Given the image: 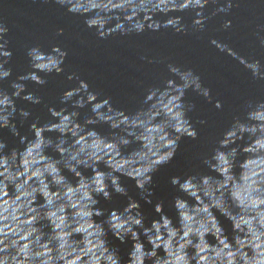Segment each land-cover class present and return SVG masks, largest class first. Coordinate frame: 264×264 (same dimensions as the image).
<instances>
[{
    "label": "clouds",
    "instance_id": "1",
    "mask_svg": "<svg viewBox=\"0 0 264 264\" xmlns=\"http://www.w3.org/2000/svg\"><path fill=\"white\" fill-rule=\"evenodd\" d=\"M52 2L83 17L85 27L94 29L99 40L162 29L187 34L183 17L172 14L189 11L195 14L192 28L204 32L207 20L229 14L234 6L232 0ZM209 5L215 10L205 16ZM231 27L230 20L222 25L224 30ZM8 33L0 22V82L12 74L5 67L12 58ZM259 33H264V26L257 33L264 49V35ZM210 44L254 80L264 81L260 60H249L216 39ZM26 55L31 71L10 84L11 93L0 88V130L19 137V146L11 149L0 139V264H264V101H248L243 115L234 117L211 151L202 155L206 171L197 166L171 178L177 194L168 207L174 216L165 213L160 201L154 207L159 218L146 224L140 203L128 196L121 177L134 181L140 198L151 204L153 174L172 161L182 137L198 136L187 115L195 106L185 102L186 93L193 91L211 102L210 89L191 68L170 63L173 79L149 88L141 106L126 113L109 99H100L73 73L67 79L78 85L60 97L66 106L49 108L51 121L32 123L29 138L20 135L15 121L19 117L23 125L31 113L18 110L16 100L41 104L31 92L22 95L24 82L43 86L45 77L63 73L67 52L36 45ZM85 108L89 114L81 121L79 110ZM215 108H222L219 101ZM104 125L110 129L107 135L96 130ZM113 194L128 197L127 205L99 206L101 199L111 202ZM110 235L121 244L131 243L126 258L111 245Z\"/></svg>",
    "mask_w": 264,
    "mask_h": 264
},
{
    "label": "water",
    "instance_id": "2",
    "mask_svg": "<svg viewBox=\"0 0 264 264\" xmlns=\"http://www.w3.org/2000/svg\"><path fill=\"white\" fill-rule=\"evenodd\" d=\"M220 2L223 4L224 0ZM232 2V11L207 20L204 32L192 28L195 14L189 11L172 14L183 17L182 23L188 27L187 34L162 29L158 33L145 32L141 35L99 40L94 29L85 27L83 17L73 16L52 0L48 3L42 0H0V22L9 28L6 39L9 40V50L12 52V58L5 66L11 68L12 74L0 82V88L11 93L13 90L10 84L31 71L26 55L28 48L39 45L45 51H50L53 46H58L67 52L62 65L63 73L45 77L47 83L43 86L24 82L26 91L22 95L31 92L39 96L42 102L33 105L22 99L16 100L18 110L23 108L31 113L23 125L17 117L15 123L20 135L31 138L29 128L32 123L43 125L52 119L49 108L60 110L66 106L60 103V97L78 85L77 81L67 79L70 74L75 73L87 82L90 90L100 94V99H109L115 109L131 113L141 106L149 88L161 86L164 81L173 79L168 72V64L185 70L191 68L201 77L203 86L209 88L211 94L209 102L193 91L186 93L185 102L195 106L187 115L198 133L197 139L182 137L172 161L153 174L149 186L153 192L151 204L140 198L134 181L121 177L128 196L140 203L146 224L159 218L154 207L160 201L164 202L165 213L174 216L168 207L169 201L177 194L170 183L171 178L183 176L197 166L199 170L206 171L200 163L202 155L211 151L215 141L231 125L234 117L243 115L248 101H264V81L254 80L251 73L237 61L210 44L211 39H216L228 44L241 56L249 60H260L264 65V49L260 47L257 35L260 27L264 26V0ZM214 10V6L209 5L204 10L205 16H211ZM156 19L165 20L167 17L158 16ZM226 20L232 22V27L224 30L222 25ZM60 29H63V34L58 35ZM217 101L222 105L219 110L215 108ZM79 111L82 121L89 114V108ZM200 121L205 123L201 124ZM96 130L104 135L110 133L107 125L97 127ZM0 139L7 142L8 149L19 146V137H13L8 129L0 130ZM131 147L135 148L136 145ZM127 203L128 197L113 194L111 202L101 199L99 206L122 209ZM220 219L225 228L230 230V224L222 217ZM109 240L112 246L119 249L120 255L126 258L131 243L121 244L111 235Z\"/></svg>",
    "mask_w": 264,
    "mask_h": 264
}]
</instances>
